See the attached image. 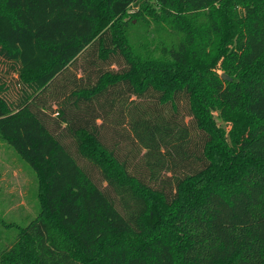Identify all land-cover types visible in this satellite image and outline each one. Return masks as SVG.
I'll use <instances>...</instances> for the list:
<instances>
[{
    "label": "trees",
    "instance_id": "obj_1",
    "mask_svg": "<svg viewBox=\"0 0 264 264\" xmlns=\"http://www.w3.org/2000/svg\"><path fill=\"white\" fill-rule=\"evenodd\" d=\"M0 136V264H264V0H0Z\"/></svg>",
    "mask_w": 264,
    "mask_h": 264
},
{
    "label": "rangeland",
    "instance_id": "obj_2",
    "mask_svg": "<svg viewBox=\"0 0 264 264\" xmlns=\"http://www.w3.org/2000/svg\"><path fill=\"white\" fill-rule=\"evenodd\" d=\"M186 121L190 122V118ZM217 121L224 125L218 117ZM81 164L91 171L95 180H101L96 168L84 161ZM37 195L36 172L0 136V252L16 241L21 228L37 218L40 212Z\"/></svg>",
    "mask_w": 264,
    "mask_h": 264
},
{
    "label": "water",
    "instance_id": "obj_3",
    "mask_svg": "<svg viewBox=\"0 0 264 264\" xmlns=\"http://www.w3.org/2000/svg\"><path fill=\"white\" fill-rule=\"evenodd\" d=\"M222 78H223L224 80H231L227 75H223Z\"/></svg>",
    "mask_w": 264,
    "mask_h": 264
}]
</instances>
